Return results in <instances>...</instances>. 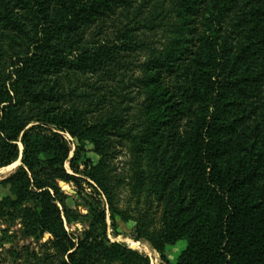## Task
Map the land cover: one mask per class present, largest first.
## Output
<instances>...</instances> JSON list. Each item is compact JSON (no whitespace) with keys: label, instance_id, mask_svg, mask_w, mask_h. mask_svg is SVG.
<instances>
[{"label":"trees","instance_id":"16d2710c","mask_svg":"<svg viewBox=\"0 0 264 264\" xmlns=\"http://www.w3.org/2000/svg\"><path fill=\"white\" fill-rule=\"evenodd\" d=\"M125 143L148 175L117 174ZM19 157L0 264H150L106 207L164 264H264V0H0V169ZM125 190L145 192L135 218Z\"/></svg>","mask_w":264,"mask_h":264},{"label":"rangeland","instance_id":"374dc122","mask_svg":"<svg viewBox=\"0 0 264 264\" xmlns=\"http://www.w3.org/2000/svg\"><path fill=\"white\" fill-rule=\"evenodd\" d=\"M170 30L171 28L167 27V31L169 32ZM165 36L169 37L174 35L172 34L170 35L169 33L168 34L166 33ZM63 135L66 138V140L70 143V147H71L70 157H72L74 152V140L71 139L67 134H63ZM19 149L20 151H22V146L20 143H19ZM151 154H152L151 151L148 149H144L143 152H136L132 145H130L129 143H125L124 148L121 150V153L115 162L117 167V174H120L121 178L125 179L124 180L125 182H127L128 178L130 177L134 178L135 173H139L141 176L148 175V173L151 171L150 169ZM86 157L89 158L93 164H96L98 161V157L92 152V146L87 147ZM18 160L20 161V164L15 169L5 174L0 173V181L8 178L9 176L15 173V171L21 165V157H19ZM65 168L70 172L68 164L65 165ZM80 170H83L82 166H80ZM80 184L84 193L93 194V195L96 194L94 184L90 182L88 179L82 177L80 179ZM61 190L70 198L69 203H72V201L76 197V193L79 191L74 184H62ZM6 195H8V190L0 186V198ZM144 197H145V192H143L139 196V198H137L133 196L130 193V191L125 190L121 194L120 207L124 209L127 208V211H129L130 215L133 218H135L139 212L145 209V204L143 202ZM154 213H155L154 222L155 224H157L159 220V216H158L159 214L157 210H155ZM106 215H107L108 237L111 242L124 244L125 246L133 250H136L140 254L145 255L146 257H148L150 264H164L161 261L159 254L155 250H153L146 241L144 240L136 241L134 239L133 230L135 227V223L133 220H130L128 222H122L120 220H117V231L115 232L112 230L110 226L107 207H106ZM66 229L68 232L76 233L80 231L82 227L78 224H72L70 226L66 225ZM134 243H136L137 245H135ZM29 244L32 248L33 245L31 240H26V241L17 240L13 245L21 247ZM10 247H11L10 245L4 246L5 249H8ZM185 247H186L185 240L179 241L175 246L169 247L166 250V257L168 261L170 263H175L179 254L185 249ZM0 254H2L1 249H0ZM5 259L6 258L4 256H0V262H5L6 261Z\"/></svg>","mask_w":264,"mask_h":264},{"label":"bare ground","instance_id":"6f19581e","mask_svg":"<svg viewBox=\"0 0 264 264\" xmlns=\"http://www.w3.org/2000/svg\"><path fill=\"white\" fill-rule=\"evenodd\" d=\"M21 148V147H20ZM20 164V161L17 160L16 162L12 163L10 166H7L5 168L0 169V173L5 174L8 173L9 171L15 169L18 165ZM135 245H137L136 243H134ZM149 252V251H146ZM154 254V253H153ZM154 256V255H153ZM152 261V260H151Z\"/></svg>","mask_w":264,"mask_h":264}]
</instances>
